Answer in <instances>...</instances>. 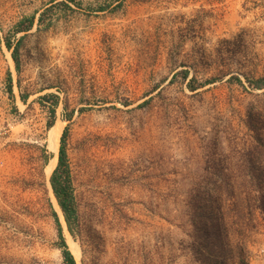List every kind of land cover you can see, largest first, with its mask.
I'll return each mask as SVG.
<instances>
[{"label":"rangeland","instance_id":"374dc122","mask_svg":"<svg viewBox=\"0 0 264 264\" xmlns=\"http://www.w3.org/2000/svg\"><path fill=\"white\" fill-rule=\"evenodd\" d=\"M259 185L264 0H0V264H264Z\"/></svg>","mask_w":264,"mask_h":264},{"label":"trees","instance_id":"16d2710c","mask_svg":"<svg viewBox=\"0 0 264 264\" xmlns=\"http://www.w3.org/2000/svg\"><path fill=\"white\" fill-rule=\"evenodd\" d=\"M32 25V24H31ZM7 47L10 49L12 45L7 43ZM14 59L16 62V66L19 67V60L17 56L14 55ZM9 89L11 91V77L9 78ZM50 96L56 97V95H44L42 99H48ZM57 102L53 105L51 109V114L55 116V106ZM55 124L54 118L49 122V127L51 128ZM68 126L65 127L62 137H61V145L58 156V166L56 167L52 178L51 183L53 186V190L55 196L58 200V203L64 213L65 220L67 222L68 228L71 233L74 234V224L77 220V208L75 205V199L70 188L69 184V167L67 164V154L65 149V138L67 135ZM258 210L264 219V185H259L258 189L250 190V226L253 223V215L254 211ZM56 221L58 225L59 236L61 239V247L63 248V256L65 264H77V260L69 249V246L66 242V239L63 235L62 226L58 219L57 213L55 212Z\"/></svg>","mask_w":264,"mask_h":264},{"label":"bare ground","instance_id":"6f19581e","mask_svg":"<svg viewBox=\"0 0 264 264\" xmlns=\"http://www.w3.org/2000/svg\"><path fill=\"white\" fill-rule=\"evenodd\" d=\"M63 128H64V123L62 121H58L49 131L48 148H49V151L52 153V155H51V159L49 160L47 168H46L47 174L51 173L57 164L59 150H60V139H61V134L63 132ZM57 206H58V209L61 211L58 203H57ZM70 248L72 252L77 256V258H79L81 254L80 248L72 240L70 241Z\"/></svg>","mask_w":264,"mask_h":264}]
</instances>
